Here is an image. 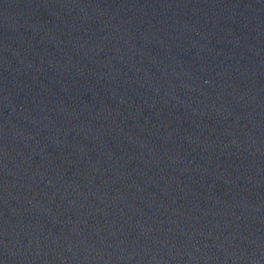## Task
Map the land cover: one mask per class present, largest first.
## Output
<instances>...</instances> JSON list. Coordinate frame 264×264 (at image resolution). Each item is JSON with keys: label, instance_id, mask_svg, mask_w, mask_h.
Masks as SVG:
<instances>
[{"label": "water", "instance_id": "95a60500", "mask_svg": "<svg viewBox=\"0 0 264 264\" xmlns=\"http://www.w3.org/2000/svg\"><path fill=\"white\" fill-rule=\"evenodd\" d=\"M0 264H264V0H0Z\"/></svg>", "mask_w": 264, "mask_h": 264}]
</instances>
